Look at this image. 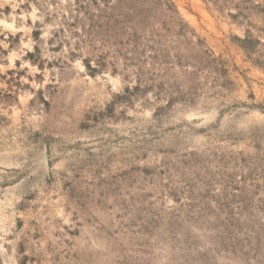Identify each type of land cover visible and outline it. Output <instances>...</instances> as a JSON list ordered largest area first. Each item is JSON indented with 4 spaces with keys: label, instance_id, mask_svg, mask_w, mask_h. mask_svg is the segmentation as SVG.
Segmentation results:
<instances>
[{
    "label": "rangeland",
    "instance_id": "obj_1",
    "mask_svg": "<svg viewBox=\"0 0 264 264\" xmlns=\"http://www.w3.org/2000/svg\"><path fill=\"white\" fill-rule=\"evenodd\" d=\"M0 264H264V0H0Z\"/></svg>",
    "mask_w": 264,
    "mask_h": 264
}]
</instances>
